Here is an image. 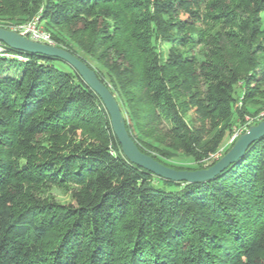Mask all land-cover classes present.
<instances>
[{
    "label": "trees",
    "instance_id": "obj_1",
    "mask_svg": "<svg viewBox=\"0 0 264 264\" xmlns=\"http://www.w3.org/2000/svg\"><path fill=\"white\" fill-rule=\"evenodd\" d=\"M38 15L167 167H211L264 120V0H0V27ZM8 51L23 60L0 56V264H264V138L211 181L161 179L70 65Z\"/></svg>",
    "mask_w": 264,
    "mask_h": 264
},
{
    "label": "water",
    "instance_id": "obj_2",
    "mask_svg": "<svg viewBox=\"0 0 264 264\" xmlns=\"http://www.w3.org/2000/svg\"><path fill=\"white\" fill-rule=\"evenodd\" d=\"M0 43L17 52L55 58L70 65L86 85L102 100L110 116L112 130L121 145L123 155L132 164L161 179L176 183L185 182L188 184L211 181L242 159L254 143L264 138L263 120L256 125L250 126L245 133L239 135L230 150L213 166L194 171L175 170L163 165L139 149L127 130L124 115L115 96L100 81L97 74L80 58L63 48L35 42L4 27H0Z\"/></svg>",
    "mask_w": 264,
    "mask_h": 264
},
{
    "label": "built area",
    "instance_id": "obj_3",
    "mask_svg": "<svg viewBox=\"0 0 264 264\" xmlns=\"http://www.w3.org/2000/svg\"><path fill=\"white\" fill-rule=\"evenodd\" d=\"M8 29L19 33L21 36L32 39L35 42L43 43V44L50 45V46H56L51 33L45 30L43 25L41 24L40 15L34 17L28 23L14 25V26L9 27ZM0 56L11 58V59L23 60L22 57L9 53L8 47L2 43H0ZM239 135H240V131L233 135L229 143L232 144ZM223 150L224 148L221 149L216 155H212V159H219L221 155L223 154Z\"/></svg>",
    "mask_w": 264,
    "mask_h": 264
},
{
    "label": "rangeland",
    "instance_id": "obj_4",
    "mask_svg": "<svg viewBox=\"0 0 264 264\" xmlns=\"http://www.w3.org/2000/svg\"><path fill=\"white\" fill-rule=\"evenodd\" d=\"M246 120L248 121V123H251V121H252L249 118H247ZM178 161L182 162L184 164V166H193L194 165V163L192 162V160L191 159H188V158H184L183 157L181 160H178ZM49 194L52 195L57 201H59V202H61L63 204L73 203V201L71 200V195L69 193V190L67 191L65 189L53 188L49 192Z\"/></svg>",
    "mask_w": 264,
    "mask_h": 264
}]
</instances>
